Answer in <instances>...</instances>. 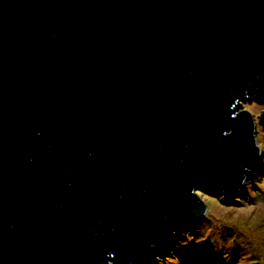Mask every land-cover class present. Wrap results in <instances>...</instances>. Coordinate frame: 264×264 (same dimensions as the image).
Wrapping results in <instances>:
<instances>
[{
    "label": "water",
    "instance_id": "1",
    "mask_svg": "<svg viewBox=\"0 0 264 264\" xmlns=\"http://www.w3.org/2000/svg\"><path fill=\"white\" fill-rule=\"evenodd\" d=\"M245 102L264 0H0V264L158 252L256 167Z\"/></svg>",
    "mask_w": 264,
    "mask_h": 264
},
{
    "label": "rangeland",
    "instance_id": "2",
    "mask_svg": "<svg viewBox=\"0 0 264 264\" xmlns=\"http://www.w3.org/2000/svg\"><path fill=\"white\" fill-rule=\"evenodd\" d=\"M240 105L238 112L246 110L254 118L256 167L234 195L215 188L197 190L206 207L203 219L175 231L162 249L144 254L134 264H264V202L253 195L264 192V127L258 122L264 105ZM228 232L232 236L226 241Z\"/></svg>",
    "mask_w": 264,
    "mask_h": 264
},
{
    "label": "trees",
    "instance_id": "3",
    "mask_svg": "<svg viewBox=\"0 0 264 264\" xmlns=\"http://www.w3.org/2000/svg\"><path fill=\"white\" fill-rule=\"evenodd\" d=\"M253 195H254V197L256 198L257 201L264 202V192L261 193L260 191H257V193L254 192ZM227 235L228 236L226 237V241L228 239H231V236H232L230 232H228ZM236 238H238V237H236ZM221 259H225V257H221Z\"/></svg>",
    "mask_w": 264,
    "mask_h": 264
}]
</instances>
